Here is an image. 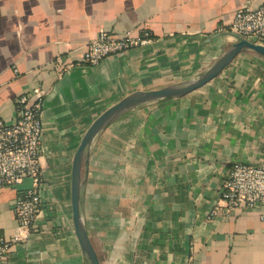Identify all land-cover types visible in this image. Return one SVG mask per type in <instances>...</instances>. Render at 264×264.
Returning a JSON list of instances; mask_svg holds the SVG:
<instances>
[{
  "label": "crops",
  "instance_id": "obj_1",
  "mask_svg": "<svg viewBox=\"0 0 264 264\" xmlns=\"http://www.w3.org/2000/svg\"><path fill=\"white\" fill-rule=\"evenodd\" d=\"M264 0H0V117L16 98L43 102V213L0 264H87L73 222V162L101 113L139 90L196 77L236 41L238 9ZM101 30L146 45L75 65ZM36 96V95H35ZM264 163V59L244 51L221 75L180 98L139 106L95 140L83 204L102 264H264L261 208H222L227 169ZM30 185L0 187V237L13 240V206Z\"/></svg>",
  "mask_w": 264,
  "mask_h": 264
},
{
  "label": "built area",
  "instance_id": "obj_2",
  "mask_svg": "<svg viewBox=\"0 0 264 264\" xmlns=\"http://www.w3.org/2000/svg\"><path fill=\"white\" fill-rule=\"evenodd\" d=\"M225 30L264 45V2L258 8L245 5L238 9ZM151 40L149 31L135 37L130 32L115 35L101 30L96 39L86 44L85 53L77 62L59 58L55 66L59 68L60 74L75 65L95 66L109 56L146 45ZM43 102L38 91L20 95L15 102V120L8 122L0 117V187H14L30 182L13 206L18 220V231L14 239L0 237V260L6 256L14 242L29 238L34 224L43 213ZM222 208L227 213L234 209L261 208L260 218L264 223V163L235 162L227 169L220 187L219 204L213 213L216 214Z\"/></svg>",
  "mask_w": 264,
  "mask_h": 264
},
{
  "label": "water",
  "instance_id": "obj_3",
  "mask_svg": "<svg viewBox=\"0 0 264 264\" xmlns=\"http://www.w3.org/2000/svg\"><path fill=\"white\" fill-rule=\"evenodd\" d=\"M234 36L236 41L227 47L211 66L196 77L159 89L135 91L125 96L101 113L85 133L73 162L72 209L75 231L87 264H102L89 236L83 213L89 161L95 140L110 124L139 106L167 99L180 98L203 88L221 75L244 51H254L264 59V45L250 41L240 35Z\"/></svg>",
  "mask_w": 264,
  "mask_h": 264
}]
</instances>
